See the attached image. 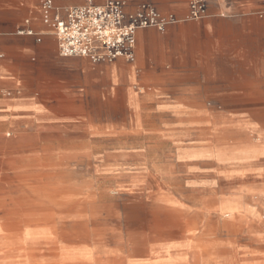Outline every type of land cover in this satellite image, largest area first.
I'll return each mask as SVG.
<instances>
[{
  "label": "crops",
  "instance_id": "crops-1",
  "mask_svg": "<svg viewBox=\"0 0 264 264\" xmlns=\"http://www.w3.org/2000/svg\"><path fill=\"white\" fill-rule=\"evenodd\" d=\"M52 1L66 7L87 0ZM126 1L130 9L151 3L178 21L138 30L133 61L94 63L60 55L43 22L44 0H0V154L5 140L42 139L44 129L53 135L70 125L84 138L117 140L95 153L118 155L109 171L123 181L149 178L153 167L136 161L150 153L152 139L166 141L168 153L181 157L180 175L194 181L199 156L220 138L242 135L260 142L234 147L250 157L248 172L257 171L252 158L264 154V0H207L208 15L199 20L189 18L190 0ZM175 248L159 246L144 262L125 252L107 261L95 246H70L61 262L187 264ZM8 249L0 248L1 258Z\"/></svg>",
  "mask_w": 264,
  "mask_h": 264
},
{
  "label": "rangeland",
  "instance_id": "rangeland-1",
  "mask_svg": "<svg viewBox=\"0 0 264 264\" xmlns=\"http://www.w3.org/2000/svg\"><path fill=\"white\" fill-rule=\"evenodd\" d=\"M56 131L2 143L0 248L9 246V257L0 264H62L70 246H95L107 261L125 252L150 262L157 247L176 246L187 264H264V154L248 172L250 157L234 148L260 142L218 139L191 165L190 181L180 155L152 139L136 161L153 167L149 178L123 181L109 171L118 155L95 153L116 139L84 138L70 125Z\"/></svg>",
  "mask_w": 264,
  "mask_h": 264
},
{
  "label": "built area",
  "instance_id": "built-area-1",
  "mask_svg": "<svg viewBox=\"0 0 264 264\" xmlns=\"http://www.w3.org/2000/svg\"><path fill=\"white\" fill-rule=\"evenodd\" d=\"M42 8L43 22L56 35L60 55L87 58L94 63H111L119 58L133 61L138 30H163L178 21L173 15H163L151 3L130 9L126 0H87L66 7L44 0ZM207 15V0H190V19L199 20ZM260 16L264 17V10ZM19 32L32 34L33 30Z\"/></svg>",
  "mask_w": 264,
  "mask_h": 264
}]
</instances>
